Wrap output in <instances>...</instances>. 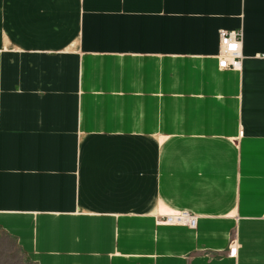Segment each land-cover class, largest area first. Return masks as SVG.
Returning <instances> with one entry per match:
<instances>
[{"label":"crops","instance_id":"0c3cea01","mask_svg":"<svg viewBox=\"0 0 264 264\" xmlns=\"http://www.w3.org/2000/svg\"><path fill=\"white\" fill-rule=\"evenodd\" d=\"M0 231L31 264H264V0H0Z\"/></svg>","mask_w":264,"mask_h":264},{"label":"built area","instance_id":"2783aa9c","mask_svg":"<svg viewBox=\"0 0 264 264\" xmlns=\"http://www.w3.org/2000/svg\"><path fill=\"white\" fill-rule=\"evenodd\" d=\"M219 46L216 55L218 67L220 69L239 70L241 67L242 53V33L241 31H218ZM159 223L166 225H179L194 228L196 217L186 211L172 212L160 218ZM236 247L232 244L229 247V257L236 255Z\"/></svg>","mask_w":264,"mask_h":264},{"label":"rangeland","instance_id":"374dc122","mask_svg":"<svg viewBox=\"0 0 264 264\" xmlns=\"http://www.w3.org/2000/svg\"><path fill=\"white\" fill-rule=\"evenodd\" d=\"M0 264H31L13 241L0 231Z\"/></svg>","mask_w":264,"mask_h":264}]
</instances>
